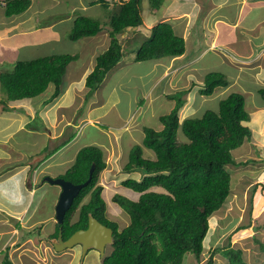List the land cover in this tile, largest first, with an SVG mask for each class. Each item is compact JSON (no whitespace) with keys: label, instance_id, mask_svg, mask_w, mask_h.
<instances>
[{"label":"rangeland","instance_id":"rangeland-1","mask_svg":"<svg viewBox=\"0 0 264 264\" xmlns=\"http://www.w3.org/2000/svg\"><path fill=\"white\" fill-rule=\"evenodd\" d=\"M39 1L40 0H38V3ZM62 1L63 3L67 4V6H69L71 2L73 4H76L77 0ZM172 1L173 0H166L165 3L169 4ZM191 1L192 0H190L189 2L191 3ZM201 1H203V5L205 7H208L209 4L217 3V1L219 0ZM45 2L46 0L41 1V3ZM81 3H79L81 6H85L84 3H82L83 5ZM190 3H187L186 0H182L180 6H191ZM30 4L34 6L36 2L34 0H30ZM148 5V0H142V7L145 12L144 23H148L150 21L148 17L151 12L148 9ZM75 6L77 5H73V7ZM191 8L193 10L190 12H192V15H195V7ZM37 9L39 12H34V15L37 14V16H33V19L36 21L35 26L39 22V26L46 27H40L37 31L34 32V34H29L26 32L22 33L17 30L15 31V26L18 24L14 19L15 23L12 25V29L10 30L15 32V36L11 38H5L3 41L5 45V48L3 49L4 52L6 50L10 52L13 51V56L11 57V59L7 60L9 66L6 67L5 71L13 69V64L17 60H24V58L21 57L22 55L17 53L14 54V52L19 49V47H21V49L25 51V59H31V55L35 51L33 46L39 45L40 49L44 50L45 55H52L56 52H59L61 55H72L76 57L77 61L70 63L67 66V73L64 77V83L68 87L70 84L71 76L75 75L76 77V73L74 72L72 67L73 64L82 65L87 63L89 60L88 55H90L89 49L87 52L86 49L88 47L86 46V55L83 56L82 48L83 46H85L84 40H69L70 38L68 34L70 32V28L65 29L64 24H59L57 16L52 13L51 9L48 8L47 5L41 4L39 8L37 6ZM113 9L114 6H112L110 10H106L105 6H102L100 8L94 7L88 9L85 16L91 18L94 17L96 20L101 21L102 25H105V23L108 21L107 16H110L111 12H114ZM216 9L218 10V12H225L223 8ZM40 12L42 13L40 14ZM70 13L71 12L67 10V16H69ZM0 15V17L2 18L3 13ZM72 15L73 14H71V16ZM166 16L171 20H174L175 18L180 19V14L178 11H176L175 8H171L170 10H168ZM203 16L204 15L201 12L199 14V17L203 18ZM228 20L231 21L233 20V18L229 17ZM54 22L57 25H51V27L55 26V28H48L47 25ZM225 22L226 21H222V23H219L217 26L226 35L227 33H229V31H231L230 28L232 27L231 24L228 25ZM181 23L187 24L186 21H181ZM145 28H147L146 24H144V26H141L139 29H136L135 32H124L122 34V37L120 39L122 41L123 52L125 53L123 60L118 63V65L112 71L108 73L102 85L95 91L96 99L92 100V98H87V102L83 109L80 110V108L85 103V93H83V95L79 98V94L74 90L67 91L62 96L64 99H62L60 95L58 97L59 100L55 99L52 103H49L47 105L42 103L43 99L47 95L43 94L42 96L34 99L32 102H27L26 105H19L15 109L9 108L11 102L7 100L8 106L6 107L8 108V110H6L4 115L2 114L0 108V154L5 151L1 146L6 145L9 147L12 143L15 144L19 140V142H21L19 148L20 151L23 152V158L21 160L22 163L29 165H32L33 163L32 166L36 167L38 166L39 162L47 158L46 162L43 163V166H41L40 168L39 165L37 170L40 168L43 174H49L53 177L62 172H65L67 168L70 167L76 156V153L81 148L93 145L104 149L109 148V143L110 145H112L114 139L115 141H117L114 147V152H112L111 157L109 158L110 167L102 172L101 181L103 183L102 185L106 186L105 190L103 191V198L107 203V216L119 223L120 230L128 226L130 220H128V214L126 213V211L112 201V197L115 194H118L130 199L131 197L135 198V195L130 193L132 191L127 190L122 186V181L131 177L141 178V174L139 172L125 173L124 167L126 161L128 160V154L131 148L136 144H141L143 134H145L144 128L149 127L157 130L160 129V116L171 112V110L175 107L176 99L172 98V96L177 94L182 95L185 90L188 91L187 88L191 89V91L189 94L183 97H186L187 100L190 98L189 103H192L194 108H191L189 104H185L180 109L181 119H184L189 115H191L190 117H201L205 112L210 110L218 111L219 103L221 100L225 99L229 94L236 92L242 88V86L239 84L238 86H236V83H239V80L243 79L238 77L236 80L238 70L237 68L239 67L235 68L234 66L223 62L222 57L219 54L211 52L209 54L210 56L201 59V66H199V64H193V66L189 67H191V70H197V74L200 75L201 73L204 76L210 72L215 71L226 73V77L229 81L228 89H226L225 91L224 89L216 91L214 96L212 97H201L199 93V90L201 88L193 87V84H195V82H199V76L196 75V72H194L193 75H191V73L189 74L187 72H183L180 81L175 82V84L170 86L168 90L164 91L165 94L168 95L166 99V95L163 96L160 91L161 87L165 86V84H157L161 83L162 79L167 76H159L161 69L157 67L156 71L154 69V62L152 61L141 63L136 62V48L139 47V44L143 41L142 34L144 36H148V34L151 33L150 30H147ZM103 31L104 32L100 34V38L106 40L103 46L105 48V46H107L106 44L110 43V38L109 34L106 32L107 30L104 29ZM206 31L207 28L205 27L203 32ZM0 32H2L1 28ZM203 32H199L198 39L196 41L197 45L200 44V38ZM221 38H224V36H221L220 39ZM189 43L191 45V42ZM103 50L105 51L107 49H100L99 53ZM6 59H8L6 53L0 56V60ZM172 61L174 63L176 60ZM177 63L182 64L183 60L177 61L176 64ZM254 65L255 64L251 66L254 67ZM152 66V73L154 75V78L156 79L151 84L150 79L152 80V75H150L149 72L150 67ZM257 66H260V71L255 75V79L261 83L260 85H264V62L257 63ZM83 67L84 65L81 66L82 69ZM200 70L201 72L199 73ZM252 75L253 73L246 77V79H244V83L247 84L245 85L247 86V89L249 91V88H253ZM171 78L173 79V77ZM184 78L186 79L184 80ZM191 80L192 83L190 82ZM112 88L117 89L114 98L119 99L120 103H118L119 105L115 109H118V111L121 113L120 118L117 114H113V112L111 111L107 115H103L100 119H98V122H96L94 125H87L86 121L89 119V112L97 107L96 105H93L96 103L95 100L102 101V99H107ZM148 90H150L149 94H147ZM50 91L52 93V88L50 89ZM88 91L89 89L87 88L85 91L86 96L88 95ZM70 93H72L75 98H73L72 94ZM251 94L252 92L246 95L248 106H253L254 104L258 105V101H261L260 98L256 95H252V100ZM2 98L6 99V94L0 86V100H2ZM72 98L74 99V101H72ZM63 100H65V104L67 105L60 104V102H62ZM138 108H142L141 112H143V115L141 117V125H137L138 127L133 131L125 132V135L121 137V140H119V131L127 130L126 127L120 129L119 126L126 122V120L130 118V115L134 113ZM36 109L37 111L39 110L40 116L44 115L45 119H47L48 116L50 118L53 117L56 120L62 118L64 123H66L68 120L70 124L65 129V135L61 139L60 143L58 142L57 144L56 142L48 139V129L46 128V125L44 123V118L40 116H35L33 120L31 119L30 125H26L23 130L20 128L18 129V131H16V125H21L24 118L29 119L30 117H32V115L36 114ZM260 113L258 111L257 113L253 114V120L250 122V124H248L252 129H254L253 140L249 143L245 142L240 149L233 152V157L236 163L240 164L238 166L228 167V170L230 171L232 176V195L229 198V201L226 203L225 207L217 211L214 216L210 218L211 228L207 234L206 239L204 240L203 253L200 257L189 254L184 260L183 264H207L210 258L213 259V264H229L228 259L223 256L224 251H222V248L227 247L229 243L232 245V243L236 242V239L240 237V244H238L237 247H240L242 249L243 257L245 258V260H247V262L250 264H264V204L259 203L264 199V189L258 186L259 183L264 182V119L263 115ZM261 118L263 120H261ZM48 119V123L53 124V122H50ZM56 120H54V123H56ZM61 120H58V123L61 122ZM138 120H140V117L136 116V120L133 123H137ZM62 126L63 125H61V127ZM49 128L50 130L55 129L50 125ZM26 130H32L34 132L36 130H40L41 135H43L40 141L36 143V147H34V136L28 133V131ZM58 133L59 132L57 131V134ZM113 133L115 135H113ZM54 135L55 130L52 131V136ZM65 139H71V141L61 149H59L57 152L53 153L55 148H57ZM139 140L140 142H136ZM36 149L37 151H41L38 154L39 156L34 155ZM64 150L65 152H63ZM146 151L147 152L145 153V156L147 157L150 156L151 152H153L150 149ZM30 152H33V154H30ZM14 157L17 160H15ZM18 161H20V156L16 154H14L12 157H0V176L4 174V172H7L9 170L12 172V169L19 166ZM23 178L24 174L19 175L15 180L6 181L0 186L1 192L4 196L1 201L6 200L8 206H20L24 201H31V209H29V213L27 212V217H25L26 215L23 211L24 206H20L21 209L18 212L13 213L15 215L18 214L23 222L20 220L12 221L16 225L10 223L11 226H8L9 228L23 226V229H15V231H13V229L10 232L9 237H7V232H5V234L3 235L4 231L0 226V229L2 230L0 232V235L3 236V238L0 236V244L8 245L9 250L11 249L9 252L11 258L16 261L17 259L21 260L24 262V264H102V258L99 257L100 255L98 252L91 253L89 254V256L87 255V257L81 263L80 258H78L79 256H76L75 259H72L69 250L56 252L52 248L53 243L45 239L42 240L40 244H38L35 239L36 237L28 235L29 237L26 238V232L34 229V227L37 225V223H35V215L37 217L45 219L47 225L49 223L51 225H54L56 223L55 207L59 199L61 188L58 185H52L48 182L41 181L40 183H38L37 185H33L32 187V176L31 174H26L24 178L25 183L23 182V187L20 189L18 188L17 184H19ZM2 179L3 177H0V180ZM32 189H34L33 193L31 192ZM25 191V198H23ZM255 203H257V205H255ZM2 209L6 212L1 216L2 223H5V216L9 215L8 212H10V208L8 207V209ZM7 218V222H10L9 217ZM253 219L257 221L256 224L253 223ZM240 227L246 228L243 229V235L242 233H238L237 231ZM48 230L52 229L43 228L42 234L43 232L46 233ZM233 230L234 232L232 233ZM110 252L111 250L107 249L105 256H107ZM5 254L6 252H3L1 250L0 262L2 261V258L5 256ZM17 264L22 263L17 262Z\"/></svg>","mask_w":264,"mask_h":264},{"label":"trees","instance_id":"trees-1","mask_svg":"<svg viewBox=\"0 0 264 264\" xmlns=\"http://www.w3.org/2000/svg\"><path fill=\"white\" fill-rule=\"evenodd\" d=\"M102 1L103 5L107 4ZM163 2L149 0L151 10H160ZM4 5L7 17L17 16L28 10L30 0H4ZM142 24V0L117 3L108 24L110 45L97 56V64L87 77L89 91L80 110L85 107L87 98L96 99L95 91L123 60L122 34ZM101 27L99 20L78 16L70 39L78 41L96 36ZM150 35L136 48L137 62H161L186 52L185 39L176 34L169 22L153 27ZM11 57L0 60V83L6 94V99L0 100V106L4 110L8 109L7 100L32 102L48 93L50 95L42 103L53 102L65 91L67 66L76 60L72 55L54 54L17 60L13 69L2 71ZM203 82L201 94L207 97L229 86L226 73L221 72L207 74ZM187 93L185 90L182 95L172 96L176 99L175 107L160 116L163 128L157 131L145 127L142 145L136 144L129 151L124 171L139 172L141 178H128L122 181V185L135 192L136 197L130 199L115 194L112 199L128 213L129 225L120 230L117 222L108 218L104 187L99 184L102 172L108 167L106 153L98 146H86L77 152L73 163L60 177L73 184H83L91 178L90 183L80 191L63 223L57 225L47 240L57 239L60 228L63 229V239H67L77 229L86 228L88 216L92 215L114 232L113 250L103 257L102 264H183L189 254L201 256L210 229L209 218L225 207L232 195V176L228 167L240 164L236 163L233 152L245 142L252 141L254 133L245 124L252 117L246 109L247 100L243 93L229 94L220 101L218 111L210 110L201 117H187L181 122L179 112L184 105L183 96ZM252 95L261 100L256 106L263 107L264 85L258 84L251 94L253 98ZM70 141L63 140L53 153ZM143 147L152 150L155 158L145 156ZM87 195H90L89 203L81 207L79 219L71 224ZM36 230L26 232V237L34 235L40 244L45 236ZM222 251L229 264H250L243 257V251L230 243ZM1 264H13L8 254ZM207 264H213V259L210 258Z\"/></svg>","mask_w":264,"mask_h":264},{"label":"crops","instance_id":"crops-1","mask_svg":"<svg viewBox=\"0 0 264 264\" xmlns=\"http://www.w3.org/2000/svg\"><path fill=\"white\" fill-rule=\"evenodd\" d=\"M36 2V4L33 6L31 5L30 9H28L23 15H21L18 18H15L16 22L18 25L15 26L16 29H18L20 32H26L29 34H34L35 31H37L40 27H46V26H39V22L38 24L35 26V20L33 19V16L36 17L37 14L34 15V12H39L37 9L40 7L41 4L43 5H47L48 8L51 9L52 13L55 14L58 18V23L59 24H64V28L68 29L70 28V31L73 27V21L76 17L78 16H85L87 14L88 9L90 8H100L102 6L105 5L106 10H110V8L112 6H114L113 11L116 10V6L117 3H121L124 0H105L107 4L103 5V1L102 0H77L76 4H73L71 2V4L69 6H67V4L63 3L62 0H46L45 3H41L42 0L39 1L38 0H34ZM181 1L182 0H173L171 3H165L166 0L164 1V4L162 6V8L154 15H150L148 17V19H150V21L147 23L145 22L144 24H146L147 29L151 28L152 26H154L155 24L162 22V21H167L170 22L173 25V28L176 32V34L182 36L185 41H186V52L180 56V57H176V58H166L164 60H162L161 62H157L154 63V69L156 70L157 67H159L160 70V76L166 75L167 77H165L164 79H162L161 83H159V85L165 84V86L161 87L160 91L161 93L164 95L166 90L169 89L170 86H172L173 84H175V82L180 81L183 72H187V73H191V75H193L194 72H196V75L199 76V82L198 85L197 82H195V84H193V87H197V88H201V85L203 84V80L205 78V76L207 75H202L199 71L200 75L197 74V70H191V67L189 66H193V64H199V66H201V59H204L208 56H210L209 54L211 52H214L215 54H219L222 57L223 62L230 64L231 66H234L235 68H237V77L243 78L239 80V83H236V86L241 85L242 88L241 89H237L238 93H243L245 96L248 95V93L250 94L251 91H249L247 89V84L244 83V79H246V77H248L250 74L253 73L252 75V82H253V88H249L250 90H252V93L256 90V86L259 84H261L259 81H257L255 79V75L257 73H259L260 71V66H257V63L259 62H264V0H219L217 1V3H211L208 5V7H205L203 5V1L201 0H192L191 3L189 2L190 0H186L187 3H190L191 6L189 5H185V6H180L181 5ZM199 1V2H198ZM84 3L85 6H81L79 3ZM81 3V4H82ZM73 5H77L75 7H73ZM83 5V4H82ZM70 7V8H69ZM191 7H195V15H192V11L193 9ZM176 9V11L179 12L180 14V19L175 18L174 20H171L170 18H168L166 16V13L168 10L170 9ZM216 8H223V10L225 12H218V10ZM34 10V11H32ZM67 10L70 11L71 13L69 14V16H67ZM203 13V18L199 17L200 13ZM3 13L2 18L0 17V28L2 30V32H0V40L3 39L6 34L11 31L10 29H12V25L14 24V19L9 21L7 19H5L4 16V9L2 7H0V14ZM42 12H40L41 14ZM80 13V14H79ZM113 12H111L110 16H107V22L105 23V25H103V27L106 28H102V31L100 33H98L96 36L94 37H86L83 38L84 40V45L82 48V55L85 56L86 55V50L88 52L89 49V60L87 63L82 64L84 65L83 69L81 68L82 65H78V64H73V70L76 73V77L75 75L71 76L70 78V84L67 87L65 93L69 90H74L75 92H77L79 94V98L83 95V93H85L84 95V99L86 98V87H85V82H86V78L89 74H91V72H93L95 66H96V58L99 54L103 53L100 52V49H107L108 45L110 44H106L107 46H104V42H106L105 39H101L100 38V34L102 32H104L103 30L106 29L107 30V25L109 24V20L110 17L112 15ZM71 14H73L71 16ZM99 15V14H98ZM97 15V16H98ZM1 16V15H0ZM88 17V16H86ZM199 17V19H198ZM229 17H232L233 20H228ZM91 18V17H90ZM93 19H95L94 17H92ZM183 22H187L186 23H181V21ZM222 21H226L225 23L230 25L231 27L230 30L233 31H229V33H227L226 35L224 34V32H222L219 27L217 26L219 23H222ZM209 24V26H208ZM20 25V26H19ZM24 25V26H22ZM51 25H57L55 22L52 24H48V28L50 29H54V27H51ZM18 27V28H17ZM207 28L206 32H203L204 28ZM108 33V30L106 31ZM126 32H131V30H126ZM199 32H203L202 36L200 38V44L197 45L196 41L198 39V35ZM222 32V33H221ZM70 33V32H69ZM69 36V34H68ZM221 36H224V38H221ZM92 38V39H90ZM70 40V39H69ZM82 40V39H81ZM68 42V39H67ZM191 42V45L190 43ZM86 46L88 47L86 50ZM217 46V48H221L222 51H219L217 49H215V47ZM34 48V53L31 55V57H35L37 55L40 54H45L44 52H41V49L38 46H33ZM4 48H0V51L4 54L6 53L7 56H13L12 52L6 50L4 52L3 50ZM20 54L22 55V58H26L25 56V51L21 49V47H19V49H17L14 54ZM55 55H60L59 52H56ZM92 57V58H91ZM186 57V59H185ZM94 58V59H93ZM209 59V58H208ZM236 59V60H234ZM172 60H176L174 63ZM183 60L182 64H176L177 61ZM185 60V61H184ZM77 61V59L75 60ZM73 61V62H75ZM72 62V63H73ZM246 62V63H245ZM254 65L251 66V65ZM153 66L150 67V72L149 74L152 75V82L153 80ZM157 71V70H156ZM216 72V71H215ZM211 73V72H210ZM242 75H240V74ZM172 74V76H171ZM209 74V73H208ZM187 76V75H186ZM173 77V79L171 78ZM171 82H170V80ZM186 78H184L185 80ZM192 83V80L190 81ZM246 84V85H245ZM85 89V91H84ZM189 90V93L191 91V89L187 88ZM116 88H112L110 95L107 99H102V101L100 100L99 102H96V108L91 110V112H89V119L86 121L87 125H94L96 122H98V119H100L103 115H107L109 112H113V114H117L120 118L121 113L118 111V109H115L120 103L119 99H115L114 96L116 95ZM221 89H218L217 91H220ZM149 91L147 92V94H149ZM201 90H199L200 96H202ZM225 91V90H224ZM216 92V91H215ZM63 93V95L65 94ZM188 93V94H189ZM72 94V93H70ZM63 95H61L60 97H62ZM73 98L74 95L72 94ZM167 96H165V98L167 99ZM95 97H96V93H95ZM148 97V96H146ZM188 97V96H187ZM72 98V99H73ZM62 99H64L62 97ZM56 100H59V98H57ZM67 100V99H65ZM65 100H63L62 102H60V104H65ZM190 98L187 100L185 104H189L191 106V108H194L192 103H189ZM253 100V98H252ZM74 101V99L72 100ZM249 101V100H248ZM252 102V101H251ZM184 104V105H185ZM67 105V104H65ZM72 105V104H69ZM246 109L247 111L250 113L252 119L249 122H246V124H250V122L253 120V114L257 113L259 111L262 112L260 114L263 115V119H264V106L263 107H257L255 104L253 106H248V103L246 105ZM142 108H138L134 113H132L130 115V118L128 120H126V122H124L120 127L121 128H127V130H120L119 132V140H121V137L125 135V132L128 131H133L135 130L139 125H141V117L143 115V112H141ZM136 116L140 117V120L137 121V123H133L136 120ZM191 116V115H189ZM187 116V117H189ZM44 118V123L46 125V128L48 129V135H49V140H52L53 142H56L58 144V142L60 143L61 137L64 136V132L66 127L70 124L67 120L66 123L63 122V119L60 118L58 120H61V122L58 123V120H56L55 118H50L49 116L47 117V119L52 123H48L47 119H45L44 115L40 116ZM185 117V118H187ZM184 118V119H185ZM139 119V118H138ZM261 118V120H263ZM54 120H56V123H54ZM183 120V119H181ZM64 123V124H63ZM161 123V122H160ZM264 124V122H263ZM49 125L52 126L53 128H55V135L52 136V131L54 130H50ZM61 125H63L61 127ZM138 125V126H137ZM16 131H18V129H22L25 126V122L22 121V124L20 125H16ZM56 126V127H55ZM249 126V125H248ZM163 128V125L161 124V128L160 129H155L157 131H160ZM154 129V128H153ZM253 133H254V129ZM28 131V133H30L31 135L34 136L33 141L34 143V147H36V143L40 141L41 137L43 135H41L40 130L39 131H30V130H26ZM25 131V132H26ZM42 131V130H41ZM57 131L59 132L57 134ZM113 135H115L113 133ZM112 135V137H113ZM145 134H143V138H144ZM142 138V141H143ZM16 140V139H15ZM48 140V141H49ZM23 141V140H22ZM115 139L113 140V144L110 145L109 143V148H104L105 153H106V161L108 163V167H110V157L112 152H114V147L116 145ZM136 142H140L136 141ZM55 143V144H56ZM249 143V142H246ZM20 144L21 142H19V140L15 143V144H11V146H6L3 145L1 146L5 151L2 152V154H0V157H12L14 154L20 156V161L22 160V156H23V152L20 151ZM54 144V145H55ZM142 145V142H141ZM44 149V148H43ZM110 150V152H109ZM112 150V151H111ZM146 150H148V148L143 147V153L145 155V153L147 152ZM1 151V149H0ZM18 152V153H17ZM41 151H37V149L34 152V155H38ZM65 152V150L63 151ZM149 152V151H148ZM1 153V152H0ZM30 154H33V152H30ZM77 154V153H76ZM32 156V157H35ZM76 157V156H75ZM149 158H155V154L154 152L150 153V156H148ZM15 159V157H14ZM75 159V158H74ZM17 160V159H15ZM74 161V160H73ZM127 162V161H126ZM22 163V161L20 162ZM19 163V164H20ZM22 164L24 166H22ZM21 166H18L14 169H12L13 171L11 172L10 170L7 172H4V174H2L0 177H3L2 180H0V186L6 182V181H10V180H15L17 178V176L24 174V178L26 176V174H28L29 172V168L31 167V165L29 164H24L22 163ZM126 164V163H125ZM20 167H21V171H20ZM108 167L106 168V170L108 169ZM40 173V171H39ZM38 173V175H39ZM102 176V175H101ZM22 179L20 181L18 185V188H22L23 184L25 183V179ZM38 177H36L37 179ZM102 180V177L100 179V181ZM24 182V183H23ZM101 184L102 181L100 182ZM263 186H260L262 189H264V182L263 183H259ZM4 198L2 192H1V188H0V226L2 227V230L4 231L3 235L5 234V232L10 233L15 227L13 228H9L8 226H10V222H7L8 218L7 216H5L6 222L3 223L4 226L2 225V220H1V216L3 213H5V211L2 208H6L8 209V207L10 209L15 210L16 212H18L21 208L20 206H15V207H11L8 206V203L6 200L1 201ZM24 198V197H23ZM264 198V196H263ZM264 201V199H263ZM261 201L259 203L264 204V202ZM255 202V200H254ZM257 202V201H256ZM263 202V203H262ZM258 203V204H259ZM255 205H257V203H255ZM26 209L23 208V211H25ZM258 218V217H256ZM253 223L256 224L257 221L255 219H253ZM8 227V228H7ZM250 227V226H249ZM0 229V232L2 231ZM15 231V229L13 230ZM234 232V230L232 231V233ZM231 233V234H232ZM238 233H242L243 235V229L240 230ZM237 233V234H238ZM235 235V234H233ZM240 235V234H239ZM1 236V235H0ZM3 238V236H1ZM24 237V236H23ZM12 238V237H11ZM27 238V237H26ZM241 238V237H240ZM236 239V242L232 243V246L235 248H239L237 247L239 243V239ZM231 239V238H229ZM3 245V244H1ZM1 250L3 252H6V254L8 252H10L8 245L4 244L3 246L0 247V252ZM242 250V249H241ZM6 256V255H5ZM4 260V257L2 258ZM72 259H74V257H72ZM18 261V259H17Z\"/></svg>","mask_w":264,"mask_h":264},{"label":"clouds","instance_id":"clouds-1","mask_svg":"<svg viewBox=\"0 0 264 264\" xmlns=\"http://www.w3.org/2000/svg\"><path fill=\"white\" fill-rule=\"evenodd\" d=\"M124 1H127V0H124ZM149 1V0H148ZM165 1V0H164ZM163 4H164V2H163ZM163 4H162V6H163ZM30 6H31V4H30ZM30 6H29V8H30ZM162 6H161V8H162ZM0 7H2L3 9H4V16H5V19H7V20H9V21H11V20H13V19H15V18H18V17H20L21 15H23L24 13H22V14H19V15H17V16H11V17H7L6 16V14H5V5H4V0H0ZM28 8V9H29ZM160 8V9H161ZM148 9H149V11L151 12L150 14H149V16L150 15H154V14H156L158 11H159V9L157 10V11H152L151 10V7H150V3H149V5H148ZM144 9H143V7H142V17H143V24L141 25V26H144ZM82 16V15H81ZM78 17H76L75 19H74V21H73V27H74V22H75V20L77 19ZM88 18H90V17H88ZM165 22H167V21H162V22H159V23H157V24H155L154 26H152L151 28H149V29H147V28H145V29H147V30H152L153 29V27H155L156 25H158V24H160V23H165ZM15 23V22H14ZM170 23V22H169ZM171 24V23H170ZM140 26V27H141ZM73 27H72V29H71V31H70V33H69V38H70V35H71V32H72V30H73ZM140 27H137V28H135V29H130L131 30V32H135L136 31V29H139ZM18 28V27H17ZM102 28H103V25H102V27H101V31H102ZM19 31L18 29H16L15 28V31ZM107 30H108V25H107ZM129 30V31H130ZM100 31V32H101ZM108 34H109V32H108ZM151 34V33H150ZM150 34H148V36H144L143 34H142V39L143 40H146V38H148L149 36H151ZM15 36V32L14 31H9L7 34H6V36L3 38V39H1L0 40V48H5V45H4V43H3V41H4V39L5 38H11V37H14ZM94 37V36H93ZM86 38V37H85ZM109 38H110V36H109ZM83 39V38H82ZM71 40V39H70ZM81 40V39H80ZM72 41V40H71ZM110 45V44H109ZM108 45V46H109ZM108 48V47H107ZM215 49H217V50H219V51H222V49L221 48H217V46L215 47ZM41 52H44V50L42 49L41 50ZM3 53L0 51V56L2 55ZM52 55H54V54H52ZM100 55V54H99ZM45 56H49V55H45V54H40V55H37V56H35V57H32L31 59H33V58H38V57H45ZM136 57H137V55H136ZM176 58V57H175ZM11 59V58H10ZM97 59V58H96ZM25 60H30V59H25ZM152 62H154V63H157V62H155V61H153V60H151ZM137 62V61H136ZM147 62V61H146ZM72 63V62H71ZM138 63H141V62H138ZM97 64V63H96ZM9 66V64H7L6 66H3V70L2 71H4L5 69H6V67H8ZM66 73H67V70H66ZM153 74V73H152ZM66 75V74H65ZM89 76V75H88ZM87 76V77H88ZM159 76H160V74H159ZM65 77V76H64ZM154 77V76H153ZM156 78H153V80H155ZM86 81H87V78H86ZM157 85H159V84H157ZM196 85H198V83L196 84ZM0 86H1V83H0ZM65 91H66V89H67V85L65 84ZM85 87H86V82H85ZM229 87V86H228ZM1 88H2V86H1ZM87 88V87H86ZM51 89V88H50ZM204 89V82H203V84L201 85V91L200 92H202V90ZM222 89H224V88H222ZM226 89H228V88H225L224 90H226ZM65 91L63 92V93H65ZM63 93L61 94V95H63ZM188 93H189V90H188ZM187 93V94H188ZM49 94V93H48ZM46 95V96H49V95ZM187 94H185L184 96H186ZM215 94V93H214ZM214 94L212 95V96H214ZM202 96H205V95H202ZM212 96H209V97H212ZM205 97H207V96H205ZM184 98V104H185V102H186V97H183ZM3 99V98H2ZM10 102V101H9ZM14 103H10V105H9V108H11V109H15L17 106H19V105H26L27 104V102H29V101H27L26 102V100H25V102L24 103H22V102H20L19 100H15V101H13ZM52 103V102H51ZM8 104V103H7ZM36 104V103H35ZM35 104H34V110H35ZM184 106V105H183ZM0 108H1V112H2V114L4 115V113L6 112V109L4 110L1 106H0ZM28 109V108H27ZM26 109V110H27ZM8 110V109H7ZM40 113H39V110L37 111V109H36V114H34V115H32V117H30L29 119L28 118H24V120H23V122H25V126L26 125H30V121H31V119L33 120L34 118H35V116H40L39 115ZM179 116H180V112H179ZM190 117V116H189ZM27 119V120H26ZM184 120V119H183ZM183 120H181V118H180V121L182 122ZM246 124V123H245ZM247 125V124H246ZM24 126V127H25ZM17 127V126H16ZM67 128V127H66ZM24 129V128H23ZM30 131H32V130H30ZM37 131H39V130H37ZM65 133V132H64ZM63 137H61V139H62ZM61 141V140H60ZM61 149V148H60ZM240 149V148H239ZM37 156H39V155H37ZM46 160H47V158L46 159H43L41 162H39L38 163V166L40 165V168H41V166H43V163L44 162H46ZM128 161V160H127ZM19 163L21 162V161H18ZM73 163V162H72ZM127 163V162H126ZM21 164L22 163H20L19 164V166H21ZM32 165H33V163H32ZM31 165V167L29 168L30 170H29V172H28V174H31V176H32V187H33V185H37L38 183H40V181L41 182H48V183H50V184H52V185H56V184H53V183H51L50 181H48L47 180V178H52V179H58V178H63V177H60V175H62L63 173H65V172H62V173H60V174H58V175H56V176H51V175H49V174H43L42 173V171L40 170V168L37 170V168H38V166H36V167H33ZM126 165V164H125ZM22 166H23V164H22ZM68 169V168H67ZM39 171H40V173H39ZM38 173H39V175H38ZM125 173H127V172H125ZM134 173H136V172H134ZM141 174V173H140ZM44 175V176H43ZM43 176V177H42ZM36 177H38L37 179H36ZM131 178H135V177H131ZM64 179V178H63ZM128 179V178H127ZM126 180V179H125ZM67 181V180H66ZM70 182V181H69ZM101 182V181H100ZM100 182H99V184H100ZM72 183V182H71ZM90 183V182H89ZM233 184V183H232ZM75 185H78V184H75ZM102 185V184H101ZM59 186V185H58ZM103 187H104V190H105V185H102ZM123 186V185H122ZM124 187V186H123ZM125 189H127V190H130V189H128V188H126V187H124ZM130 191H132V190H130ZM31 192L33 193L34 192V189H32L31 190ZM131 194H133V195H135V197H136V194H135V192H130ZM25 194H26V191H25V193H24V195H23V197L25 198ZM117 195V194H116ZM60 196V195H59ZM78 196H79V194H78ZM114 197V196H113ZM113 197H112V199H113ZM77 198V197H76ZM75 198V199H76ZM74 199V200H75ZM131 199H135L134 197H131ZM59 200V199H58ZM89 201H90V195H87L85 198H84V200L81 202V204L79 205V208L77 209V211H76V213L74 214V216H73V218H72V220H71V224H73V223H75V222H77V220L79 219V216H80V210H81V207L83 206V205H85V204H87V203H89ZM58 203V202H57ZM74 203V202H73ZM22 206H24V209H26L24 212V214L26 215L25 217H27V214L30 212L29 211V209H31V201H28V202H23V204H21ZM73 205V204H72ZM118 205V204H117ZM119 207H121L120 205H118ZM72 207V206H71ZM56 208V207H55ZM122 208V207H121ZM123 209V208H122ZM70 210V209H69ZM68 210V211H69ZM219 210H221V209H219ZM218 210V211H219ZM67 211V212H68ZM14 212H16L15 210H13V209H10V212H8V214L9 215H7V217H9V219H10V223H12L13 225H16V224H14L12 221H16V220H20V221H22L21 219H20V217H19V215L18 214H13ZM28 212V213H27ZM56 212V211H55ZM217 212V211H216ZM215 212V213H216ZM6 213V212H5ZM127 213V212H126ZM214 213V214H215ZM67 214V213H66ZM65 214V215H66ZM128 214V213H127ZM214 214L212 215V216H214ZM92 215H89L88 216V222H87V226H86V228H79V229H77L74 233H76L78 230H86L87 228H88V224H89V217H91ZM128 216V220H130V217H129V215H127ZM211 216V217H212ZM93 218H95L94 216H92ZM210 217V218H211ZM64 218H65V216H64ZM64 218H63V221H64ZM109 218V217H108ZM210 218H209V222H211L210 221ZM96 219V218H95ZM110 219V218H109ZM98 220V219H97ZM110 220H112V219H110ZM99 221V220H98ZM112 221H114V222H116L115 220H112ZM23 222V221H22ZM100 222V221H99ZM35 223H37V225L34 227V229L35 228H37V230L39 229L40 230V233L42 234V231H43V228L44 229H52V230H48L46 233H44L43 232V234L42 235H44L45 237V240H47L48 238L50 239V235L51 234H53V232L55 231V229H56V227H57V225L58 224H62V223H59V220L57 219V217H56V223L54 224V225H51L50 223L47 225V222L45 221V219H43V218H40V217H37L36 215H35ZM101 223V222H100ZM130 223V222H129ZM103 224V223H102ZM117 224H118V226H119V223L117 222ZM2 225L4 226V224L2 223ZM105 225V224H104ZM10 226H11V224H10ZM107 226V225H106ZM108 227V226H107ZM11 228H13V227H11ZM24 227L23 226H16L14 229H16V230H19V229H23ZM210 228H211V223H210ZM112 229V228H111ZM242 229H246V228H242V227H240L237 231L239 232L240 230H242ZM31 230H33V229H31ZM36 230V231H37ZM113 230V229H112ZM210 230V229H209ZM30 231V230H29ZM60 232L62 233V239H63V229L62 228H60V230H59V234H60ZM74 233H72V235L74 234ZM9 235H10V233H6V236L7 237H9ZM47 235V236H46ZM71 235V236H72ZM113 235H114V232H113ZM34 236V235H33ZM71 236H69L67 239H63V241H67ZM35 237V236H34ZM48 237V238H47ZM28 238V237H27ZM113 238H114V236H113ZM44 240V239H43ZM42 241V240H41ZM47 241H49V242H51V243H53V249L56 251V252H63V251H65V250H69L70 251V253H71V257H74V256H76V255H78L79 257L78 258H80V261H81V263L84 261V259L87 257V255L89 256V254H91V253H95V252H98L99 253V257L100 258H102V260H103V257H104V255H101L100 254V252L98 251V250H96V249H94V248H89L87 251H84L83 250V247H82V245L81 244H75V245H73L71 248H69V249H64V250H61V251H57L56 249H55V244L56 243H58L59 242V235H58V238L57 239H51V240H47ZM1 245V244H0ZM1 247V246H0ZM8 254V256H9V258H10V261H12L13 262V264H17V262H20V263H22V264H24V262L23 261H21V260H18V261H16V260H14V259H12L11 258V256L9 255L10 253L8 252L7 253ZM6 255V254H5ZM5 257V256H4ZM83 257V258H82ZM89 259V258H88ZM2 261H3V259H2ZM2 261L0 262V264L2 263Z\"/></svg>","mask_w":264,"mask_h":264},{"label":"water","instance_id":"water-1","mask_svg":"<svg viewBox=\"0 0 264 264\" xmlns=\"http://www.w3.org/2000/svg\"><path fill=\"white\" fill-rule=\"evenodd\" d=\"M92 171L93 169H91V174ZM47 180L53 184L59 185L61 188L55 211L59 223H62L63 218L71 208L74 199L78 196L80 191L89 184L91 178L85 183L78 185L66 181L63 178L52 179L49 177ZM112 241L113 230L91 216L89 217L88 228L86 230H78L67 241H63L62 233L60 232L59 242L55 244V249L61 251L69 249L75 244H81L84 251H87L89 248H94L98 250L101 255H104L106 246Z\"/></svg>","mask_w":264,"mask_h":264},{"label":"bare ground","instance_id":"bare-ground-1","mask_svg":"<svg viewBox=\"0 0 264 264\" xmlns=\"http://www.w3.org/2000/svg\"><path fill=\"white\" fill-rule=\"evenodd\" d=\"M10 102H11V103H14L13 100L10 101ZM109 228H110V227H109ZM113 242H114V238H113V241H112L110 244H108V245L106 246V248H105V252H104V257H105V253H106V250H107V249H108V250H111V252H112V250H113V249H112V244H113ZM110 248H111V249H110ZM111 252H110V253H111ZM110 253H109V254H110ZM109 254H108V255H109ZM76 256H78V255H76ZM76 256H74V259L76 258Z\"/></svg>","mask_w":264,"mask_h":264}]
</instances>
